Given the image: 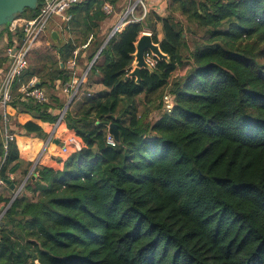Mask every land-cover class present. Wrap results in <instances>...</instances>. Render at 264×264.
<instances>
[{
  "label": "trees",
  "instance_id": "obj_1",
  "mask_svg": "<svg viewBox=\"0 0 264 264\" xmlns=\"http://www.w3.org/2000/svg\"><path fill=\"white\" fill-rule=\"evenodd\" d=\"M128 2L81 0L68 9L65 40L50 37L52 51L13 83L8 119L24 106L32 112L16 128L42 134L47 122L48 134L57 115L44 102L22 103L19 87L33 76L50 90L69 82L74 51L75 69L86 68ZM163 3L111 35L93 60L86 76L108 91L66 111L53 134L65 127L80 150L61 151L64 133L57 147L48 143L55 157L45 151L28 175L33 161L20 158L16 130L4 147L0 126V180L24 164L29 193L0 195V264H264V0ZM144 29L169 59L154 57L136 82L128 74ZM3 38L11 41L7 25ZM112 122L119 138L109 144Z\"/></svg>",
  "mask_w": 264,
  "mask_h": 264
},
{
  "label": "built area",
  "instance_id": "obj_2",
  "mask_svg": "<svg viewBox=\"0 0 264 264\" xmlns=\"http://www.w3.org/2000/svg\"><path fill=\"white\" fill-rule=\"evenodd\" d=\"M81 0H40L38 2V10L33 17H25L19 15L7 24V31L11 34V41H4L3 56L7 58V62L4 66H0V126H2L1 132L3 135V146L7 147L8 143L13 140V134L10 133L8 127V117L6 114V107L12 96V87L14 81L19 79L22 73L29 65L31 52L39 40L46 34L49 24L58 18L56 21L60 30L65 31V23L70 19L68 9ZM146 0H129L124 11L119 15L118 19L114 22L110 34L113 35L116 32H120L124 26L128 23L138 22L143 20L147 15ZM140 7L139 13L136 14L137 7ZM103 10L105 13H110L112 8L109 4H104ZM88 44L82 45V48ZM76 53L70 59L68 68L72 70V78L69 82L61 85V91L67 95V101L63 110L59 113L56 122L59 123L66 108L73 102L79 93L80 87L84 82L87 71L90 68L93 60L85 69V72L81 75L76 73ZM146 60L154 66L156 60L149 53H145ZM23 98L31 97L35 102L42 103L46 100V94L43 89L34 86L29 81L28 83L21 84L18 90ZM166 109L173 107V98L169 94H165L163 97ZM107 142L114 144V137L108 132ZM82 143L79 138L73 134H69L61 145V151L67 152L69 148L76 151L80 150ZM35 171L34 167L32 172ZM36 173V172H35ZM26 179V178H25ZM2 180H0V183Z\"/></svg>",
  "mask_w": 264,
  "mask_h": 264
},
{
  "label": "crops",
  "instance_id": "obj_3",
  "mask_svg": "<svg viewBox=\"0 0 264 264\" xmlns=\"http://www.w3.org/2000/svg\"><path fill=\"white\" fill-rule=\"evenodd\" d=\"M161 8H160V10H161ZM56 19H58V18H55V20ZM55 20L49 24V28H48L46 34L43 36L46 38L47 43L50 42L49 38L51 37L50 34L52 31H56L58 33V37L56 38V40H58V39L59 40H65V38L67 37L66 36L67 34L65 33V31L60 30L59 25H57V23H56L57 20L56 21ZM156 27H157V37H158V39H161L162 38V31H161L160 24H157ZM3 47H2V52L0 53V55L3 54ZM69 61L67 63V67H68ZM29 64H30V62H29ZM86 68L77 67L76 68L77 75L83 74L85 72ZM30 81L36 87H38L42 84V81L39 80V78H37L36 76H33ZM36 83H38V84L36 85ZM60 87H61V84H60L59 80L55 81L54 89L50 90L44 86L39 87L40 89H43L45 91L46 100L44 101V103L48 105V111L51 114L57 115V117H58L59 113L63 110V108L66 104V101H67V95L61 91ZM107 91H108V89L104 85H102L100 82H98L97 76L94 75L91 78L86 76L84 79V82L82 83V86L80 87L78 95L73 100V102L66 108L65 112L68 111L71 113H76L84 102L88 101L89 99H91L94 96H102ZM22 99H23L22 103H28L29 100L33 101V99L31 97H26V98H22ZM57 101L63 103L62 108H52V106L57 107V105L59 103ZM28 104L32 105L31 103H28ZM21 110H23V112H20ZM21 110L20 111L19 110H13L12 112L14 113L13 114L14 116L9 117V119H8L9 129L16 130V135H17L16 146H17V150L20 154V158L22 160H24V163L29 161V160H32L33 161L32 166H33V165H36V163L38 162V160L40 159V157L42 156V154L45 151L49 152L50 156L55 157V154L52 151H53V149H55L59 145V141H58L59 136L64 134V133H66V135L68 136L70 134V131H68L65 127H63V131L61 132V134L59 136L57 135V136L53 137L56 126L58 125V123L56 122L54 124V126L49 130L48 134H46V136H45V133L50 128L48 123L47 122L41 123L39 120L33 119L35 122L41 123L43 133L42 134L41 133H27V132H25L24 129L16 128L15 120L17 118L20 119L21 121H25L27 119H32V117H31L32 112L30 110H27L25 106ZM65 112H64V114H65ZM64 114H63V116H64ZM43 136H45V137H43ZM50 141H54L56 147L50 146V145L48 146V143ZM23 166H24V164L21 165V167L19 169H17L15 172L9 173V182L2 181L0 183V195L1 196H7V194L4 193V190H5L4 188H6L7 191L11 192L15 189V187L17 185H19L20 183H22L25 180V178L27 176H22V170L24 168ZM32 166L30 167V169L28 171V175L32 172V170H31ZM12 181L14 183L9 185V183Z\"/></svg>",
  "mask_w": 264,
  "mask_h": 264
},
{
  "label": "water",
  "instance_id": "obj_4",
  "mask_svg": "<svg viewBox=\"0 0 264 264\" xmlns=\"http://www.w3.org/2000/svg\"><path fill=\"white\" fill-rule=\"evenodd\" d=\"M38 6V0H0V30L3 26L10 23L13 19L21 15L25 9H35ZM52 40H56L58 37V33L56 31L51 32ZM111 34L109 33L106 37L104 43L96 53V56L99 54L103 46L106 44ZM135 45V51L133 53V62L131 65V71L128 76L136 77V82H139V71L140 69H148L150 71L153 70V66L146 60L145 53L148 51L153 57L159 60H167L168 56L163 53L159 47V44L152 40V36L150 32L142 31L138 36ZM38 83H36L37 85ZM121 115H118L116 119H120ZM108 132L112 134L114 139L118 141L119 138V130L116 123L112 122L108 126ZM5 182H8L5 181ZM25 180L19 185L16 189L12 200L19 194L22 186L24 185Z\"/></svg>",
  "mask_w": 264,
  "mask_h": 264
},
{
  "label": "rangeland",
  "instance_id": "obj_5",
  "mask_svg": "<svg viewBox=\"0 0 264 264\" xmlns=\"http://www.w3.org/2000/svg\"><path fill=\"white\" fill-rule=\"evenodd\" d=\"M163 2L166 3V0H146V1H145V4H146V6H147V10L149 11V10H153V9H160V7H163V5H164ZM164 10H165V9L162 10V13H165ZM160 12H161V11H160ZM136 13H138V11H137ZM56 20L59 21L58 19H56ZM103 26H104V30H106V29H107V28H106V27H107V24L104 23ZM144 31L150 32L148 29H144ZM156 33H157V32H156ZM4 40H5V39H1V40H0V53L2 52V47H3V44H4V42H5ZM52 49H53V48H52L50 42L47 43L45 37L41 38L40 41L38 42V44H36L35 48H34V49L32 50V52H31V56H30V60H29L30 64H29V65H32V64L34 63V61L39 57V55H42L43 53H46V52H50V51H52ZM186 67H188V66L185 65L184 67L178 68V69L173 73V75H172V77H171V80L174 81V80H176L178 77H180L181 75H183V73H184ZM140 110H141V107H140ZM157 115H158V114L156 113V111H154V112L151 113L150 117H151V118H155ZM33 167H35V165H33L32 168H33ZM31 170H32V169H31ZM20 184H21V183H20ZM20 184H19V185H20ZM19 185H17V186L15 187V189H14L13 191H11V192H10V191H7V189L4 188V189H5V190H4V193L7 194V196H11V197H13V195H14L16 189L19 187ZM22 193H24V194H26V195H29V193L25 191V189L23 188V186H22V188H21L19 194H22ZM0 214H1V211H0Z\"/></svg>",
  "mask_w": 264,
  "mask_h": 264
}]
</instances>
